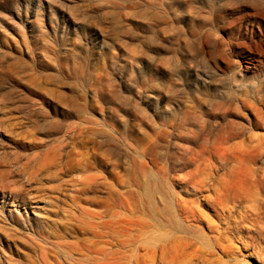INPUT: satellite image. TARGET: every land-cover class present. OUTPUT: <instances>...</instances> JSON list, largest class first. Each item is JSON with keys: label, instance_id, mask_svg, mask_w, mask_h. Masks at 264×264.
Wrapping results in <instances>:
<instances>
[{"label": "rangeland", "instance_id": "374dc122", "mask_svg": "<svg viewBox=\"0 0 264 264\" xmlns=\"http://www.w3.org/2000/svg\"><path fill=\"white\" fill-rule=\"evenodd\" d=\"M0 264H264V0H0Z\"/></svg>", "mask_w": 264, "mask_h": 264}]
</instances>
